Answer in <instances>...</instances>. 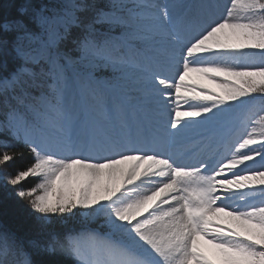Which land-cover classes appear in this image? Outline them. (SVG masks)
Segmentation results:
<instances>
[{"label":"snow or ice","instance_id":"1","mask_svg":"<svg viewBox=\"0 0 264 264\" xmlns=\"http://www.w3.org/2000/svg\"><path fill=\"white\" fill-rule=\"evenodd\" d=\"M229 4L223 15L213 0H63L49 14L42 2L10 0L15 14L0 16V71L9 57L19 64L0 76V133L32 162L9 171L15 145L0 140V180L33 219L26 239L0 224V264H216L200 237L221 264H264V116L251 120L264 112V0ZM68 40L74 48L65 50ZM77 65L87 70L79 91L97 101L100 120H81L69 98L68 69ZM103 68L136 70L140 96L128 103L145 117L154 105L174 131L145 135L139 113L130 121L125 105L113 109L102 90L109 80L95 74ZM191 73L220 91H197ZM235 110L246 114L244 130L223 152L211 139L191 153L166 151ZM30 177L38 182L23 187ZM96 217L121 239L56 231Z\"/></svg>","mask_w":264,"mask_h":264},{"label":"rangeland","instance_id":"2","mask_svg":"<svg viewBox=\"0 0 264 264\" xmlns=\"http://www.w3.org/2000/svg\"><path fill=\"white\" fill-rule=\"evenodd\" d=\"M48 1H49V4H48L49 14L51 13L52 8H56L57 10H59V8L63 2V0H48ZM213 2L220 5V7L218 9V14H223V15L227 14V7L230 6L229 0H213ZM100 3H101V5H103L105 3V0H100ZM73 30L74 29H72V31ZM76 30H78V29H76ZM61 47L64 48L65 50H68V49L74 48V45H72L71 41L68 40V41L62 42ZM245 51L255 52V53L260 52L259 49H253V48L245 49ZM256 59H257V62H259L261 58L259 56H257ZM131 70H134V69H131ZM86 71L87 70L82 65H77L75 67L68 69V75L70 78L69 98H71L72 94L74 93L75 94V107L77 108V106H81V105L84 106L86 109V112L89 116L94 117L96 120H100V119H102V117L100 116L99 105H98L97 101L94 100L92 98V96L90 94H88L87 92H84L83 94H81L79 91V85L77 83V77L81 76ZM134 71H136V70H134ZM95 74L97 76H100V77H103V78L109 80V83L107 85L102 86V90H103L107 100L109 101L110 105L113 106V109H115V106H117V105H125L127 107V111L130 109L129 107H131L134 112L140 111L143 114V111L140 110L139 105L134 106L133 104L128 103V97L129 96H132V97H139L140 96V92L138 91L139 86L136 84V82H135L136 80L134 81V80H132V78H130V79H128V81H126V79H124V76L116 75L109 68L99 69V70H97V72ZM135 75H138V73H135ZM213 75H216V74L214 73ZM190 76H191L193 81H195L199 86H201V87L197 88V91H200L201 88L204 86H206L208 89H212V90H215L217 92L220 91V88L218 87L217 82H214V81L204 77L203 75H201L199 73H191ZM129 84H131V85H129ZM35 94L36 93H33V95H35ZM114 97L117 98L118 100L121 99L118 104L114 103V101H113L114 99H110V98H114ZM261 104H264V101H260L258 98L257 105L259 106ZM149 113L151 116L149 114H147V116L145 117L144 115L141 114V117L143 116L141 119L143 120V123H144L143 126L145 128L144 133H148L149 135H152V132H155L156 134L159 133L160 135H163L165 132V129L169 128L167 121H169L171 119V117H168L162 111L155 109L154 105L152 106V109L149 110ZM127 114H128V119H130V115H132L133 112L128 111ZM245 115L246 114L240 110H235V111L230 112V113L222 114V116L220 117V120H219V124L217 126H215V127L207 126V125L196 126L189 131V132H191V134H188V132H187L186 134L178 137V138L183 139L189 135L196 134V139L200 140V138H204L203 140H200V141L197 140V141H193V142L189 141L190 140L189 138H188V140L186 139L185 141L176 140L174 147L169 146V148H170V150H176L177 151V149L175 147L180 143L181 145H183V147L181 148L182 150L180 149L179 151H188L191 153L193 150L198 151L199 147H203L201 144L205 141L208 142L210 139L212 141L214 140L213 142H215V143L221 142L223 140V138L229 137V135H232V134L234 135L237 131H243L244 130V126H243L242 122L245 119ZM262 116H264V112H260L257 110L252 115L251 120L252 121H259ZM112 117H113V119H115V117H116L115 110L112 112ZM134 119L131 118V121ZM154 125H155V127L153 129ZM251 126H252V124L250 123L248 125V130H250ZM255 126L257 128H259L258 123ZM169 130L174 131V130H171L170 128H169ZM229 130H231L230 134L225 135L226 133H229ZM198 142L199 143L202 142V143L199 144ZM197 146H199V147H197ZM251 147L258 149L259 145H253ZM219 150L221 152L224 151V150H222V147H220ZM166 151H168V150H166ZM185 158H187V157H185ZM257 161H258V163H260L258 158H257ZM8 167H9V165H8ZM33 179H36V178H31V177L28 178L27 181L23 184V187H25L28 183L33 182ZM0 184L3 185L4 182L2 180H0ZM2 188H5L4 190L1 191L4 195L0 194V197L3 201V203L7 205V210H10L17 215L19 214L20 217L22 218V220H24L26 218L31 219V223H32L33 214L31 213V210L28 208L27 202L16 197L14 195L15 189L12 188L11 186H5ZM217 206L218 207L222 206L219 201L217 202ZM19 215H18V217H19ZM219 215L221 217L224 216L223 213H221ZM77 220L78 221L85 220V222H86L85 224H89L90 222H93V221L94 222L103 221V217H96V218H92V219L78 218ZM225 222H227V219H225ZM102 224L103 223H101V225ZM232 226L236 227L235 223H233ZM103 228H107V227H103ZM76 230L77 231L74 234L82 232V231H89V232H95V233L99 234L101 237L109 238V239L113 240L114 242H118L121 239L119 234H112V233H110L109 229H107L105 232H103L105 234L98 233V231L94 230L89 225L84 226V227H78ZM199 239H200L201 245L203 247V250L206 252V254H208L210 258L215 260L216 264H221V259L217 255V250H216L215 246L213 244L209 243L203 237H200Z\"/></svg>","mask_w":264,"mask_h":264},{"label":"trees","instance_id":"3","mask_svg":"<svg viewBox=\"0 0 264 264\" xmlns=\"http://www.w3.org/2000/svg\"><path fill=\"white\" fill-rule=\"evenodd\" d=\"M10 0H0V16H4L7 13L11 12L15 14V10L13 8L9 7ZM16 7H19L26 3V0H14ZM34 2H42L46 5L49 4L48 0H34ZM79 30L72 31L73 36L78 33ZM68 43V42H67ZM19 64V61H14L11 57L8 58V69L7 71H0V76L7 75L8 72L14 70L16 65ZM2 99V98H0ZM8 140L10 143H13L15 147H13L10 151L17 154V158L15 161L11 162L9 164L8 169L10 171H14L17 168H23L26 167L29 163L32 162L31 154L28 152V150L22 145V143H17L14 140H12L11 137L5 136L4 134L0 133V140ZM4 149L0 148V151H3ZM23 153V156L21 157L19 153ZM37 179H33V182L28 183L25 187L29 188L32 187L37 183ZM5 185L0 184V194L4 195L1 191L4 190ZM19 215V214H18ZM17 214L13 213L10 210H7V205L3 203L1 197H0V224H2L7 230L10 232L16 233L17 236L22 238H27L31 235L29 232V228L31 226V219H24L18 217ZM84 223V224H83ZM85 220L78 221L76 218L69 219L67 224L64 226H58L56 228V231L59 232L61 235H66L69 232H76L78 227H84L89 225L92 228H95L99 231L105 232L108 228H101L100 225L103 223V221L98 222H90L89 224H85ZM82 224V225H81ZM66 261V264H76L75 260L71 257L63 258Z\"/></svg>","mask_w":264,"mask_h":264},{"label":"bare ground","instance_id":"4","mask_svg":"<svg viewBox=\"0 0 264 264\" xmlns=\"http://www.w3.org/2000/svg\"><path fill=\"white\" fill-rule=\"evenodd\" d=\"M79 67V66H78ZM135 73H137L136 71H134V70H131V69H129L128 71H127V74L126 75H124V79H126V81H128V79H130V78H132V80H136L137 79V76L138 75H135ZM116 75H120L121 76V74L120 73H115ZM111 75V74H110ZM121 78V77H120ZM119 81V80H118ZM133 81V82H134ZM130 83V82H129ZM120 84V83H119ZM129 85H131V84H129ZM127 88V87H126ZM73 89V88H72ZM110 99H114L113 101H114V103H116V104H118L119 103V101L121 100V99H117V98H110ZM130 109L128 110V111H132L133 112V114L132 115H130V121H131V118H135L136 119V116H134V111H133V109L131 108V107H129ZM75 111L76 112H78V113H81L82 115H81V120H83V119H87L88 121H96V119L94 118V117H91V116H89L88 114H87V112H86V109H85V107L84 106H77V108L75 107ZM127 111V112H128ZM137 113H139V117L140 118H142L141 117V114H142V112H140V111H137ZM148 114L150 115V113L148 112ZM142 115H144V114H142ZM151 116V115H150ZM168 116V115H167ZM168 117H170V116H168ZM143 125H144V123H143ZM154 127H155V125L153 126V129H154ZM145 129V128H144ZM206 130V129H205ZM207 131V130H206ZM235 133V132H234ZM145 135H149L148 133H144ZM160 135L159 133H155V132H152V135ZM191 136H194V134H192V135H189L188 137H190L189 139V141H191V142H193V141H197V139H194V138H192ZM233 138H234V135L232 134V135H229V137H226L225 139H221L220 141L221 142H216V144H218V146H219V148L220 147H222V150H224V144L225 143H229V142H231L232 140H233ZM188 140V139H187ZM214 141V140H213ZM216 141V140H215ZM187 142V141H186ZM183 143V142H182ZM205 143H207V141H205V142H203L201 145L203 146ZM183 147V145H181L180 143L175 147L176 149H177V151H179L181 148ZM197 147H199V146H197ZM169 148V147H168ZM174 148V149H175ZM170 149V148H169ZM182 150V149H181ZM199 150V149H198ZM190 153V152H189ZM222 205V204H221ZM221 207H223V205L221 206ZM229 210H231V209H229Z\"/></svg>","mask_w":264,"mask_h":264}]
</instances>
